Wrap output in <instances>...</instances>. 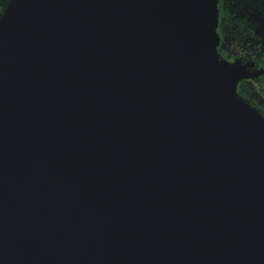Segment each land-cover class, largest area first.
Returning a JSON list of instances; mask_svg holds the SVG:
<instances>
[{"label":"water","instance_id":"1","mask_svg":"<svg viewBox=\"0 0 264 264\" xmlns=\"http://www.w3.org/2000/svg\"><path fill=\"white\" fill-rule=\"evenodd\" d=\"M219 0H6L0 264H264V115Z\"/></svg>","mask_w":264,"mask_h":264},{"label":"flooded vegetation","instance_id":"2","mask_svg":"<svg viewBox=\"0 0 264 264\" xmlns=\"http://www.w3.org/2000/svg\"><path fill=\"white\" fill-rule=\"evenodd\" d=\"M218 52L250 72L264 70V0H219ZM239 94L264 115V72L241 80Z\"/></svg>","mask_w":264,"mask_h":264},{"label":"trees","instance_id":"3","mask_svg":"<svg viewBox=\"0 0 264 264\" xmlns=\"http://www.w3.org/2000/svg\"><path fill=\"white\" fill-rule=\"evenodd\" d=\"M4 3H6V0H0V13L2 11Z\"/></svg>","mask_w":264,"mask_h":264}]
</instances>
